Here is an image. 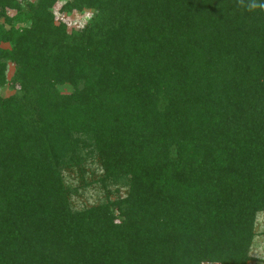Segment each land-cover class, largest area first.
I'll return each instance as SVG.
<instances>
[{
	"label": "trees",
	"instance_id": "trees-1",
	"mask_svg": "<svg viewBox=\"0 0 264 264\" xmlns=\"http://www.w3.org/2000/svg\"><path fill=\"white\" fill-rule=\"evenodd\" d=\"M89 11L67 28L66 14ZM4 86L0 264L253 260L264 10L239 0H0ZM87 160L101 189L124 193L74 209L77 187L63 173L83 180Z\"/></svg>",
	"mask_w": 264,
	"mask_h": 264
},
{
	"label": "rangeland",
	"instance_id": "rangeland-1",
	"mask_svg": "<svg viewBox=\"0 0 264 264\" xmlns=\"http://www.w3.org/2000/svg\"><path fill=\"white\" fill-rule=\"evenodd\" d=\"M60 4L56 3L53 7V11L56 17L59 16L58 8ZM13 12L8 11V14L11 15ZM92 14L89 11L86 15L85 14H78L74 16V14L68 16L67 14L64 16V19L67 23V28L72 26H78L88 18V16ZM6 46V44H5ZM13 68L12 65L8 63L6 76L7 78L11 75ZM59 90L62 92H69L70 86L69 85H61L58 86ZM12 91L7 87L4 86L0 88V94L2 96H6L10 94ZM84 178L80 180L76 176V171H65L63 173L64 182L69 185L70 188L77 187L75 192H71L70 195V204L71 207L74 209H80L82 207H86L89 205H93L102 201L105 194L108 193L109 198L113 199L117 193L118 195H123L124 188L118 187L117 192L113 191L115 186L109 187L108 192L101 189L99 184L97 183L98 177L101 175V170L98 164L93 161L90 162L87 160L86 165L84 166ZM253 231L254 237L251 242V247L249 249V254L253 257V260L250 261L248 264H263L264 263V211H260L255 214L254 223H253ZM206 264V263H204ZM207 264H216V263H207Z\"/></svg>",
	"mask_w": 264,
	"mask_h": 264
},
{
	"label": "clouds",
	"instance_id": "clouds-1",
	"mask_svg": "<svg viewBox=\"0 0 264 264\" xmlns=\"http://www.w3.org/2000/svg\"><path fill=\"white\" fill-rule=\"evenodd\" d=\"M241 5H244L249 11L255 10L257 8L264 10V2H258V0H248L245 5V0H239Z\"/></svg>",
	"mask_w": 264,
	"mask_h": 264
}]
</instances>
